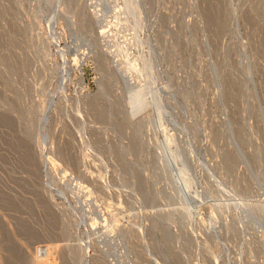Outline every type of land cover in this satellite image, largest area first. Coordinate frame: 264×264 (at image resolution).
Masks as SVG:
<instances>
[{"label":"rangeland","instance_id":"374dc122","mask_svg":"<svg viewBox=\"0 0 264 264\" xmlns=\"http://www.w3.org/2000/svg\"><path fill=\"white\" fill-rule=\"evenodd\" d=\"M0 264H264V0H0Z\"/></svg>","mask_w":264,"mask_h":264},{"label":"bare ground","instance_id":"6f19581e","mask_svg":"<svg viewBox=\"0 0 264 264\" xmlns=\"http://www.w3.org/2000/svg\"><path fill=\"white\" fill-rule=\"evenodd\" d=\"M95 6H96V14H95V17H96V19H97V21H98V23H99V25L102 27V28H106V27H108L109 25H111L115 20H119L120 21V27H124L127 23H126V21L122 18V16L118 13V12H115V14L113 15V16H111V17H109L108 15H106L105 14V12L102 10V9H100V5H98V4H96L95 3ZM114 9L116 10V6L114 7ZM207 17V16H206ZM109 18H111V20H109L108 21V19ZM211 20V19H210ZM210 23V22H209ZM211 24V23H210ZM220 33V32H219ZM103 38L104 39H107V40H109L108 42H109V44H110V42H113V39L111 40V38L109 37V36H107V34H104L103 33ZM127 44V43H126ZM113 47V46H112ZM125 47H126V45L124 44V46H121L120 45V51H119V53H116V57H119L121 54H122V52L124 51V49H125ZM77 61V60H76ZM79 61V60H78ZM213 75V74H212ZM23 159V158H22ZM34 161V160H33ZM32 161V162H33ZM62 167V166H61ZM60 169V168H59ZM63 168H61V170H62ZM68 169V168H67ZM67 169H65V170H63L62 172H64V177L66 178L67 176H68V170ZM60 173V172H59ZM63 177V178H64ZM85 188V187H84ZM86 188H88V186L86 187ZM90 193H91V197L92 196H95V195H93V192L92 191H89ZM39 195V194H38ZM40 203V202H39ZM13 204V203H12ZM42 204V203H41ZM46 205V204H45ZM249 205V204H248ZM261 206H262V204H260ZM18 206V205H17ZM241 207V206H240ZM212 211V210H211ZM210 211V212H211ZM216 211V210H215ZM213 212V211H212ZM113 213V212H112ZM51 215V214H50ZM212 215H213V213H212ZM2 225H4V224H2ZM2 227V226H1ZM3 228V227H2ZM94 230V229H93ZM9 232V231H8ZM6 233H7V231H6ZM32 233V232H31ZM9 235V234H8ZM38 236V235H37ZM15 252V251H14ZM83 261V260H82ZM83 263V262H82Z\"/></svg>","mask_w":264,"mask_h":264}]
</instances>
